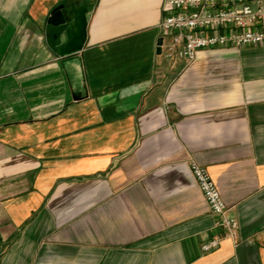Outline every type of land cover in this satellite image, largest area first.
Wrapping results in <instances>:
<instances>
[{"label":"crops","instance_id":"0c3cea01","mask_svg":"<svg viewBox=\"0 0 264 264\" xmlns=\"http://www.w3.org/2000/svg\"><path fill=\"white\" fill-rule=\"evenodd\" d=\"M164 5L0 0V264H264V44L168 59Z\"/></svg>","mask_w":264,"mask_h":264},{"label":"built area","instance_id":"2783aa9c","mask_svg":"<svg viewBox=\"0 0 264 264\" xmlns=\"http://www.w3.org/2000/svg\"><path fill=\"white\" fill-rule=\"evenodd\" d=\"M167 14L160 29L170 39L168 59L193 62L199 51L218 47L264 44V0H165ZM190 168L210 209L219 217L226 235L237 239L238 221L228 215V206L209 171L196 161ZM221 237L206 242V252L218 248Z\"/></svg>","mask_w":264,"mask_h":264},{"label":"water","instance_id":"95a60500","mask_svg":"<svg viewBox=\"0 0 264 264\" xmlns=\"http://www.w3.org/2000/svg\"><path fill=\"white\" fill-rule=\"evenodd\" d=\"M66 27L67 21L63 12V6H59L51 13L48 19V25L46 29L47 41L52 49H55L56 46L60 44L61 35ZM162 43L163 39H160L158 49L159 52H161Z\"/></svg>","mask_w":264,"mask_h":264}]
</instances>
